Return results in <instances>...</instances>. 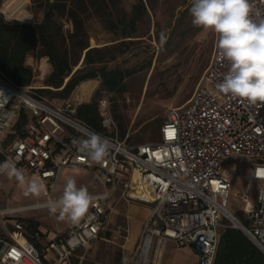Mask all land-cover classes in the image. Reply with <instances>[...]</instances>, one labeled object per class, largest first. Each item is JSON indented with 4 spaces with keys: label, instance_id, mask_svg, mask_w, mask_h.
Listing matches in <instances>:
<instances>
[{
    "label": "built area",
    "instance_id": "built-area-1",
    "mask_svg": "<svg viewBox=\"0 0 264 264\" xmlns=\"http://www.w3.org/2000/svg\"><path fill=\"white\" fill-rule=\"evenodd\" d=\"M252 2L264 12V0ZM216 39L198 88L185 105L168 111L160 142L130 147L117 137L101 134L110 141L109 155L101 164L77 152L72 144L74 138L94 132L78 118V104L67 99L59 106L37 86V73L31 86L20 87L0 70V162L17 160L30 178L45 184L44 197L71 170L91 172L93 182L103 188L92 195V206L80 224L53 238L51 231L40 230L37 239L42 251L29 240L27 219L20 215L46 209V203L10 208L9 201L0 208V264H74L76 255L106 232L113 205L122 200L154 204L138 264H162L170 244L193 248L199 264H214L220 231L235 217L229 210L234 174L229 159L233 156L252 164L250 180L259 185L253 196L244 197L249 224L239 223L264 255V177L257 176V169H264V104L248 105L215 89L228 68ZM52 70L50 60L44 59L41 76ZM100 109L106 113L104 101ZM104 127L110 130L112 123L106 119ZM148 187L156 193L154 201L144 198Z\"/></svg>",
    "mask_w": 264,
    "mask_h": 264
},
{
    "label": "rangeland",
    "instance_id": "rangeland-1",
    "mask_svg": "<svg viewBox=\"0 0 264 264\" xmlns=\"http://www.w3.org/2000/svg\"><path fill=\"white\" fill-rule=\"evenodd\" d=\"M55 0H51L54 2ZM192 0H144L146 13L138 24L137 32L130 38L123 36L130 30L125 26L112 33L109 31L104 16L97 8H91L86 17L88 42L90 49H97L96 58H103L111 68L129 70L132 74L126 80V89L117 94H109L100 90L101 80L98 78L81 84L72 94L76 104H91L104 101L106 113L102 114L104 133L117 137L130 147L145 144H157L161 140V127L167 121V113L172 108L185 105L198 88L208 68L215 46V34L204 31L193 40L182 37L181 32L192 24L190 6ZM48 0H0V14L8 23L23 22L32 26L40 35V27L45 17ZM135 0H122L114 4L107 0L105 10L116 22L129 17ZM188 12L186 18L183 14ZM184 19L182 26L179 22ZM60 48L65 53L74 72L85 67L84 56L80 57L73 49L72 36L75 34L73 23L68 17H59ZM167 37L164 44L160 42V34ZM41 50V48H40ZM207 55L202 57V53ZM47 57L40 51L27 58V65L37 73V86L48 89L47 80L52 72L42 77L39 69ZM209 60V63L206 62ZM54 90V89H53ZM60 91V90H59ZM57 100L59 106L63 99ZM112 123V129L104 127L105 121ZM124 136V137H123ZM229 164L235 166L232 178V192L229 210L240 221L244 215V197L253 196L259 189L252 182V164L244 163L239 157L233 156ZM72 176L77 186L86 187L91 195L99 194L102 186L93 182V175L87 171H68L60 184L49 191V196H25L21 186L7 176L2 177L3 196L0 208H19L41 204L48 199L58 198L63 191L64 181ZM154 204L138 201L122 200L113 205L108 218V228L90 248L81 252L74 264H138L139 248L143 240L144 226L152 216ZM20 216L34 220L40 230L46 229L55 233H63L72 226L66 221H59L50 215L47 208L27 211ZM241 222V221H240ZM227 225L234 227L232 222ZM192 249L190 247H183ZM83 258V261L80 260Z\"/></svg>",
    "mask_w": 264,
    "mask_h": 264
},
{
    "label": "trees",
    "instance_id": "trees-1",
    "mask_svg": "<svg viewBox=\"0 0 264 264\" xmlns=\"http://www.w3.org/2000/svg\"><path fill=\"white\" fill-rule=\"evenodd\" d=\"M111 1L117 4L122 0ZM135 1L130 16L124 17L121 22H116L105 10L107 0H55L54 2L48 0L39 36L32 26L23 22L8 23L0 14V70L17 86H31L34 83V72L27 65V58L40 51L42 56L50 60L53 69L46 82L48 89L43 90L42 93L49 94L52 98L70 99L81 84L98 78L101 80L100 90L109 94L123 92L126 89L125 82L132 73L129 70L111 68L105 64L103 58L94 56L99 51L90 49L86 17L91 8H97L104 16L109 31L115 33L122 25L130 30L129 33L124 32L123 36L130 38L137 32L138 24L146 13L144 0ZM187 14L188 12L184 13L183 17L186 18ZM59 17H68L73 23L75 32L72 36L75 39L73 49L80 57L84 56L85 67L76 72L68 56L60 48V29L57 22ZM185 18L181 20V24L179 22V27L182 26ZM203 32L202 28L192 23L188 29L179 34L193 40ZM206 55L207 51H204L202 57ZM206 62L209 63V60ZM77 116L94 132L109 136L104 133L102 127L103 118L99 102L79 105ZM80 138L84 137L80 136ZM240 217L243 224H249L247 217L243 219L242 214ZM26 225L29 240L42 251L43 247L37 239V234L40 232L38 224L32 219H27ZM214 264H264V255L243 232L228 226L220 231Z\"/></svg>",
    "mask_w": 264,
    "mask_h": 264
},
{
    "label": "clouds",
    "instance_id": "clouds-1",
    "mask_svg": "<svg viewBox=\"0 0 264 264\" xmlns=\"http://www.w3.org/2000/svg\"><path fill=\"white\" fill-rule=\"evenodd\" d=\"M190 14L193 25L215 34L219 56L228 65L215 89L248 105L264 104V12L256 9L252 0H192ZM166 40L161 32V44ZM72 144L97 164L109 155L110 141L96 132L74 138ZM0 175L15 180L25 196L46 194L45 184L39 178H30L25 169L17 166V160L0 162ZM257 176L264 177V169H257ZM93 200L88 189L78 187L76 179L69 176L62 194L48 199L45 206L57 220L78 225L86 218Z\"/></svg>",
    "mask_w": 264,
    "mask_h": 264
},
{
    "label": "crops",
    "instance_id": "crops-1",
    "mask_svg": "<svg viewBox=\"0 0 264 264\" xmlns=\"http://www.w3.org/2000/svg\"><path fill=\"white\" fill-rule=\"evenodd\" d=\"M102 191H103V189H102ZM44 203H46V202H44ZM145 227H146V225L144 226V229H145ZM81 252H83V251H81ZM81 252H79L76 255L77 260L81 256V254H82ZM48 258L52 259L53 256L51 254H49ZM162 264H199V263H198L197 253L195 252V250L193 248L192 249L179 248L175 244H170L166 248Z\"/></svg>",
    "mask_w": 264,
    "mask_h": 264
},
{
    "label": "bare ground",
    "instance_id": "bare-ground-1",
    "mask_svg": "<svg viewBox=\"0 0 264 264\" xmlns=\"http://www.w3.org/2000/svg\"><path fill=\"white\" fill-rule=\"evenodd\" d=\"M233 169H234V167H233ZM144 198H146L147 200H150V201H154L156 198V193L150 187H148L146 189ZM231 222L235 227H240L239 220L236 217H232Z\"/></svg>",
    "mask_w": 264,
    "mask_h": 264
},
{
    "label": "water",
    "instance_id": "water-1",
    "mask_svg": "<svg viewBox=\"0 0 264 264\" xmlns=\"http://www.w3.org/2000/svg\"><path fill=\"white\" fill-rule=\"evenodd\" d=\"M233 228H234V229H237V230H240L241 232H243L242 229H241L240 227H235V226H234Z\"/></svg>",
    "mask_w": 264,
    "mask_h": 264
},
{
    "label": "snow or ice",
    "instance_id": "snow-or-ice-1",
    "mask_svg": "<svg viewBox=\"0 0 264 264\" xmlns=\"http://www.w3.org/2000/svg\"><path fill=\"white\" fill-rule=\"evenodd\" d=\"M169 135H172V133H169Z\"/></svg>",
    "mask_w": 264,
    "mask_h": 264
}]
</instances>
